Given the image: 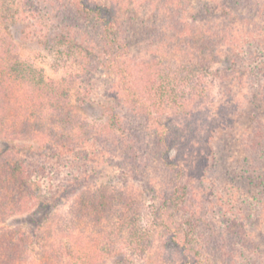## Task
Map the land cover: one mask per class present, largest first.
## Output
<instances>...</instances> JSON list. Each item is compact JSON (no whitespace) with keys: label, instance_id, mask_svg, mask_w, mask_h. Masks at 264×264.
<instances>
[{"label":"trees","instance_id":"trees-1","mask_svg":"<svg viewBox=\"0 0 264 264\" xmlns=\"http://www.w3.org/2000/svg\"><path fill=\"white\" fill-rule=\"evenodd\" d=\"M29 1L32 9L25 19L31 17V24L45 26L44 15L56 20L52 33L47 29L52 36L49 40L76 53L83 72L105 70L115 76L112 99L116 105L93 134L87 123L63 105L66 94L54 90L49 85L52 80H45L30 65L10 56L14 43L2 35L0 136L31 134L33 98L47 89L54 106L51 121L61 126L60 130L54 125L48 128V148L53 144L74 146L94 138L104 149L112 146V151H118L129 163L136 161L133 169L137 173L149 167L160 173L158 186L151 189L156 197L151 217L164 235L163 246L177 249L181 264H264L259 229L264 222V125L259 119L264 101V50H253L264 44V25H250L253 20L241 12L259 0ZM40 3L50 9H40ZM259 14L256 9L253 17ZM145 37L147 51L152 53L146 58L133 56L132 46ZM164 44L176 54L173 63L155 56ZM213 61H221L216 72L225 100L241 95L250 105L240 117L247 116L255 129L242 139L245 151H257L262 164L243 156L241 168L233 167L232 135L223 133L224 127L210 130L208 150L194 162L169 155L176 140L167 131L165 111L158 112L159 107H177L197 125L209 123L212 97L203 76ZM19 83L32 87L25 99ZM77 122L78 130L73 133ZM33 127L38 129V124ZM43 186V182L32 180L21 162L1 158L0 221L40 203L38 191ZM135 204L123 189H99L82 195L72 214L78 222L90 221L92 225L107 221L121 237L140 248V255H146L151 239L141 231ZM75 221L69 217L55 234L40 236L34 230L30 237L19 227H0V264H70L74 246L57 239L70 236ZM36 248L37 257L32 253Z\"/></svg>","mask_w":264,"mask_h":264},{"label":"rangeland","instance_id":"rangeland-1","mask_svg":"<svg viewBox=\"0 0 264 264\" xmlns=\"http://www.w3.org/2000/svg\"><path fill=\"white\" fill-rule=\"evenodd\" d=\"M258 3L256 6H245L246 8L241 11L245 17L253 20L249 21L250 25L251 22L264 25V0H259ZM39 5L44 11L50 9L47 4ZM30 9L32 7L29 0H0V36H6L14 43L10 56L30 65L45 80H52L53 83L49 85L54 90H61L66 94L63 105L74 112L79 121L87 123L88 127L94 130L93 134H96L105 124L107 112L116 105V100L112 99L115 76L105 70L95 71L93 74L83 72L80 64L76 62V53L67 51L64 45L55 40H49L52 36H49L47 29L52 33L54 23L58 25V22L44 15L46 26L36 23L37 19L36 24H31V17L29 20L25 19ZM256 9L260 10V14L253 17ZM241 26L247 28L246 25ZM146 43L147 37L135 43L132 46L133 56L138 58L149 56L152 52L147 51ZM170 49L164 44L157 50L155 56L160 59L159 61L165 59L173 63L176 54ZM253 50L263 51L264 44L261 43ZM222 58L223 53L219 60ZM218 66H221V61H213L203 76L212 97L210 99L212 101L209 100L212 102L211 112L208 114L209 123L204 126L197 125L190 116H183L177 107H159L158 112L161 113V109L165 111L163 115L169 124L167 131L176 140L175 147L169 155L172 157L178 155L181 159L194 162L197 156L208 150L207 140L211 136V131L215 127L219 129L224 127L223 133L229 131L232 135L230 140L233 149L230 156L233 167L241 168L243 156H249L252 161L256 159L262 164L263 158L256 153L257 151L254 153L245 151V142L242 139V135L245 134V137L255 129L252 120H248L247 116L240 117V113L250 105L241 95L235 100H225L226 97L222 95L219 87L216 72ZM262 69L264 71V66ZM18 88L23 94L22 99H25L26 93L32 91V87L23 83H19ZM35 91L33 92L36 94ZM46 92L47 89L33 98L34 111L29 116L31 134L0 136V159H15L21 162L33 181L43 182L44 186L38 191L42 201L30 210L8 215L0 221V227H19L29 237L34 230L40 236L55 234L54 231L73 216L77 229L75 228L70 236L62 235L61 239L57 234L60 243L71 242L74 246V256L70 260L67 259L70 264L76 260H80V264H181L178 250L163 246L164 235L151 217V205L156 200L151 189L153 185L158 186L160 173L157 174L152 167L137 173L133 169L135 166L133 162L136 161L129 163L118 151H112V146L109 150L104 149L94 138L83 139L74 146L53 144L52 148H48L46 144V140H49L46 134L48 128L54 125V128L60 130L61 126L51 121L54 106ZM257 93L259 94L258 91ZM261 109L259 119L264 125V101ZM35 123L38 124V129L33 127ZM78 126L79 122L73 126V133L77 132ZM212 141L217 142V139ZM113 188L123 189L136 203L140 212L141 231L151 239L146 255H140L138 252L140 248L132 243L131 239L121 237L107 221L104 222L105 225L109 224L106 226L102 222L92 225L90 221L78 222L77 216L72 214V207L78 205L82 195L97 192L99 189ZM259 229L260 240L264 243V222ZM260 234L258 233L257 237ZM37 249L32 251L35 257L39 253Z\"/></svg>","mask_w":264,"mask_h":264}]
</instances>
